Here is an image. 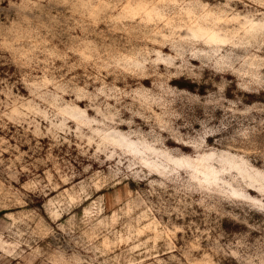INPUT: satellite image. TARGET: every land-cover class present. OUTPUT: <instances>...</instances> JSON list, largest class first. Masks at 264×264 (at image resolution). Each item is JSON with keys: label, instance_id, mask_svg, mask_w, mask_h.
<instances>
[{"label": "rangeland", "instance_id": "rangeland-1", "mask_svg": "<svg viewBox=\"0 0 264 264\" xmlns=\"http://www.w3.org/2000/svg\"><path fill=\"white\" fill-rule=\"evenodd\" d=\"M0 264H264V0H0Z\"/></svg>", "mask_w": 264, "mask_h": 264}]
</instances>
